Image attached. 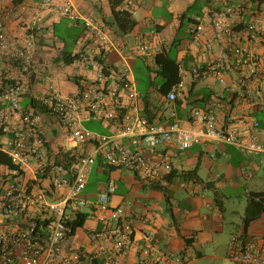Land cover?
Returning a JSON list of instances; mask_svg holds the SVG:
<instances>
[{
    "label": "built area",
    "instance_id": "1",
    "mask_svg": "<svg viewBox=\"0 0 264 264\" xmlns=\"http://www.w3.org/2000/svg\"><path fill=\"white\" fill-rule=\"evenodd\" d=\"M123 1L125 10L136 11L134 0ZM208 1L222 9L213 24L218 36L228 37L232 44L229 53L217 61L207 65L197 63L193 76L196 79L214 76L232 92H239L243 100L261 102L264 56L236 40L240 35L264 43L260 20L264 0H259V7L250 8V21L242 17L243 4L233 0ZM41 7L54 8L63 18L83 22L84 34L76 41L77 58L71 63H75L78 75L86 80L78 90L63 93L46 74L47 63L41 64L37 56L35 37L40 27H31L24 40H14L7 30L9 10L0 4V151L17 167L18 177L31 172L38 187L33 192L18 177L0 175V215L27 225L0 227V264H123L133 249H136L133 264H189L196 256L191 248L178 253L164 249L154 228L145 230L143 243L138 242L135 222L140 214L130 208L131 203L113 204L112 196L118 189L115 181H109L94 200L85 197L93 167L102 157L110 165L138 170L140 177L153 181L171 172L178 151L206 141L233 144L246 154H264L260 119L241 110L240 115H232L236 128L225 129L220 119L226 109L222 94L212 95L204 107L192 108L188 126L179 120L168 124L150 119L130 65L116 67L108 63L110 54L121 45L116 33L103 20L77 12L70 2L55 4L54 0H43ZM229 14H237L238 22ZM244 20V27L237 30ZM193 32L199 37L203 27L198 24ZM153 50L149 40L137 36L130 56H145L153 61ZM233 70L238 77L230 85L227 74ZM37 84L42 89L31 98L29 94H33ZM182 86L183 81L168 94H160L164 106L176 101ZM159 89L160 84L155 86L157 93ZM44 110L64 132L71 145L68 151L48 155ZM92 119L117 122L118 130L102 134L83 125ZM123 138H129L130 143ZM66 153L70 154V160H58L57 154ZM260 163L264 165V158ZM45 180L47 185L42 183ZM57 191L61 196L51 200L50 195ZM86 208L88 216L101 228L91 234L97 245L95 251L88 260H83L80 252L67 250L66 246L73 238L71 222ZM228 258L230 264H264V240L250 238L238 247L233 239Z\"/></svg>",
    "mask_w": 264,
    "mask_h": 264
},
{
    "label": "crops",
    "instance_id": "2",
    "mask_svg": "<svg viewBox=\"0 0 264 264\" xmlns=\"http://www.w3.org/2000/svg\"><path fill=\"white\" fill-rule=\"evenodd\" d=\"M134 1L137 8L133 16L137 20V25L126 34L119 33L117 27L111 23L113 21V7L117 10H124L123 0H54V3L64 4L70 2L77 12L103 20L107 27L116 33L121 42L119 49L108 57V63L116 67L129 64L136 82V71L139 64L143 63L150 81V89L145 93H149L151 101L149 107L150 111L154 113L156 121L170 124L179 120L183 125L188 126L192 108L204 107L212 95L222 94L226 109L221 114L220 119L225 129L236 128L232 115H240L241 110H246L260 119L264 130V93L261 102L257 103L254 99L245 101L241 98L239 92H232L229 87L222 84L214 76L204 79H196L193 76L192 71L197 63L201 62L207 65L220 59L223 54L229 53L232 43L228 37L218 36L213 24L215 15L217 13L221 14L222 9L211 4L208 0ZM233 1L243 4L245 11L242 17L246 21H250L252 18L249 14L250 8L259 7V0ZM0 4L5 5L9 10L7 30L14 40L18 42L24 40L27 31L31 27H40V32L36 33L35 41L40 63H47L46 74L51 76L63 93L68 94L78 90L83 81L86 80L85 76L78 75L75 63L66 64L61 57L65 52L78 53L79 48L76 41L84 34L83 22L63 18L59 16L54 8H42L43 0H0ZM260 11V20L264 29V7ZM229 16L233 21L238 22L237 14H229ZM197 17H201V20L198 21ZM245 20L243 24L237 26V30L244 27ZM63 21H67L65 28L73 36L72 44H69L62 35L65 31L60 27ZM198 24L203 27V32L199 37L193 32ZM137 36H144L151 42L154 49L153 61L148 60L145 56H130L133 53ZM236 42L249 46L264 56V43L255 42L240 35ZM163 51H170L176 57L180 64V75L183 81V86L178 93V101L180 100L181 104L174 102L167 107L163 105L160 93H154V84L158 85L160 83L155 81L151 85L149 70H157L158 65L155 63V57ZM237 77V71L229 72L227 74L228 83L230 85L236 83ZM252 85L253 87L257 86L256 82ZM41 89V84L35 85L33 94H29V96L32 98L35 92L38 93ZM137 89L142 93L139 90L138 82ZM28 100L27 98L25 103ZM167 111H171V113ZM44 118L45 135L48 140V155L68 151L71 145L65 139L64 132L60 129L56 119L47 110H44ZM85 122H95V126L100 127L103 131H94L102 134H111L117 131L119 127L117 122L103 123L95 119ZM122 140L125 143H130L129 138H123ZM262 140L264 142V137H262ZM174 150L172 149V151ZM261 158H264V154H243L233 144L206 141L187 150L178 151L173 158V169L178 174L198 167L200 181H185L180 176L174 177L172 181L163 179L161 185L165 186L164 189H154L145 184L134 170L116 169L111 171L101 162V159H98L89 177L84 195L88 199L94 200L109 181H115L118 189L116 194L112 196L113 204L131 203L130 208L140 214L135 222L136 239L139 243H143L141 240L143 232L154 228L157 230L160 243L165 249L168 248L178 253L189 247L196 254L193 259L195 260L206 254L205 249L210 238H214V233H219L224 228L221 219L224 218L226 209L225 190L236 185L241 178H249L257 175V173L260 174L259 179H264V165L260 163ZM204 162H206L207 171L202 174L201 168ZM16 169L0 163V175L2 176L18 177ZM32 177L31 172H28L18 178L24 184L26 183L30 190L37 192L38 187L32 181ZM176 182L187 193L182 199L176 198L175 190L172 188ZM42 183L47 185L48 182L45 180ZM119 183L122 184L126 194L118 192ZM182 183H186V186H182ZM259 190H264V187L261 186L258 189L246 188L248 194ZM216 194L224 199L223 213L216 207ZM60 196L59 191L50 195L51 200ZM167 197L170 202H167ZM88 210L89 208H86L85 212H88ZM20 223H24V221L6 219L0 215V227H19ZM263 226L264 214L251 225L249 234L259 240L264 238ZM99 228H101V224L88 216L85 226L76 230V234L73 236L70 245L67 244L66 249L71 251L82 250L90 257L97 247L91 239V234ZM80 229L86 231L88 240H75ZM241 230L240 224L232 236ZM185 237L193 239L192 243L186 245ZM135 250L129 252L123 264H133L136 257ZM81 255L86 258L85 260H88L84 253H81ZM212 258L215 259L216 257ZM195 264L198 263L195 262Z\"/></svg>",
    "mask_w": 264,
    "mask_h": 264
},
{
    "label": "trees",
    "instance_id": "3",
    "mask_svg": "<svg viewBox=\"0 0 264 264\" xmlns=\"http://www.w3.org/2000/svg\"><path fill=\"white\" fill-rule=\"evenodd\" d=\"M202 9V7H201ZM200 9V10H201ZM200 14V13H199ZM113 23L119 33L121 34H126L130 31H132L135 26L137 25V20L134 18L133 13L130 12L129 10H117L115 7H113ZM56 33V32H55ZM77 58L76 55H72L71 52H65L61 59L65 63H71ZM155 63L158 65L157 70L154 69H149L150 70V75H151V85L155 83V80L157 76L162 77V83H160V89L159 92L162 95L168 94L171 89L175 86L178 85L182 81V77L180 75V64L177 61L176 57L170 53V51H163L160 52L156 55L155 57ZM144 104H145V112L146 114L150 117V119H154V113L150 111V97L149 93H144L142 94ZM175 102H178V104H181V101H178V98L176 99ZM39 107L43 108V106L39 105ZM58 160L62 159L63 161L70 160V154H57ZM98 159H101V162L107 166V168H110V170H116V169H127L124 167H119V166H113L107 163L102 157H99ZM0 163L8 165L12 168H17L14 164L11 163L10 158L8 157L7 154L4 152L0 151ZM136 174L140 177V173L138 170H134ZM181 177L185 181H190L194 180L195 182H199L200 177L198 175V167H195L194 169L191 170H186L182 172L181 174H178L176 170L172 168L171 172L166 175L163 179L166 181H172L174 177ZM140 179L145 183L150 185V187L154 189H164L165 186L161 185V181L163 179H156L153 181H148L145 180L144 178L140 177ZM167 202H170L168 197H167ZM215 204L216 207L223 213L224 212V199L222 197H219L218 194L215 195ZM171 212V210H170ZM264 214V190H259V191H252L249 193V198H248V204L246 207V212L245 215L242 219L241 223V228L242 230L238 233H236L232 240L235 239L236 245L240 247L243 244H246L247 241L250 238L257 239L249 234V230L251 225L255 222L258 221L262 215ZM88 212H80L77 216V218L71 222L73 226V236L76 234V230L80 227H84L85 223L88 219ZM173 217V215L171 214ZM21 227H26L27 225L25 223H20ZM100 229V228H99ZM185 242L186 245H189L192 243L193 239L185 237ZM264 240V238L260 239ZM162 246V245H161ZM164 249L165 247L162 246ZM168 249V248H167ZM82 259L85 260L86 258L81 255Z\"/></svg>",
    "mask_w": 264,
    "mask_h": 264
},
{
    "label": "rangeland",
    "instance_id": "4",
    "mask_svg": "<svg viewBox=\"0 0 264 264\" xmlns=\"http://www.w3.org/2000/svg\"><path fill=\"white\" fill-rule=\"evenodd\" d=\"M141 16V14H139ZM138 16V17H139ZM67 25V21H63V23L60 25V27L65 30L62 35L66 38V41L69 44L73 43V36L68 33V30L65 28ZM147 69L145 66H143V63L139 64V68L136 71L137 75V82L139 85V90L142 93H145L149 91L150 89V81L148 79V76L146 74ZM156 83H161L162 78L160 76H157ZM156 84H154L155 87ZM154 93H157L156 91ZM168 113H171V111H167ZM83 125L91 130H97V131H103L100 127L95 126V122H84ZM243 154H246L243 152ZM201 173L204 174L207 171V165L206 162L203 163L201 168ZM130 172V171H128ZM260 174L257 173V175H253L249 178H241V180L232 187H229L225 190V213L224 218L221 220L223 221L224 228L219 233H214V238H210L205 253L202 257L197 258L195 260H191L189 264H195L197 262L198 264H230L229 258H228V252H229V246L232 240V234L236 230L237 227L240 226L242 223V218L245 215L246 207L248 204V198L249 194L246 192V188L249 189H258L261 188V186L264 187V179L260 178ZM259 181V182H257ZM175 190L176 198L182 199L187 195L185 189L179 187V183L176 182L175 185L172 187ZM119 193H125V190L122 186V184L119 183ZM204 211V210H203ZM264 227V226H263ZM80 239L81 240H88L86 231L83 229H80L75 237V240ZM212 257H216L213 259ZM200 261V263H199Z\"/></svg>",
    "mask_w": 264,
    "mask_h": 264
},
{
    "label": "water",
    "instance_id": "5",
    "mask_svg": "<svg viewBox=\"0 0 264 264\" xmlns=\"http://www.w3.org/2000/svg\"><path fill=\"white\" fill-rule=\"evenodd\" d=\"M78 252H80V253H84V254L89 258V255H88L87 253H85L84 251H82V250H78Z\"/></svg>",
    "mask_w": 264,
    "mask_h": 264
}]
</instances>
